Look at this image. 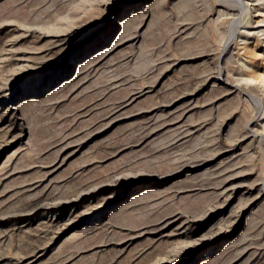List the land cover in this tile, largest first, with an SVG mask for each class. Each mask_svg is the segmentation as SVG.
I'll list each match as a JSON object with an SVG mask.
<instances>
[{
	"label": "rangeland",
	"instance_id": "obj_1",
	"mask_svg": "<svg viewBox=\"0 0 264 264\" xmlns=\"http://www.w3.org/2000/svg\"><path fill=\"white\" fill-rule=\"evenodd\" d=\"M254 1L0 0V264H264Z\"/></svg>",
	"mask_w": 264,
	"mask_h": 264
},
{
	"label": "bare ground",
	"instance_id": "obj_2",
	"mask_svg": "<svg viewBox=\"0 0 264 264\" xmlns=\"http://www.w3.org/2000/svg\"><path fill=\"white\" fill-rule=\"evenodd\" d=\"M115 1H119V0H115ZM123 1V0H122ZM132 1H134V0H125V2L124 3H126V5L128 4V3H131ZM158 1H160V0H155V2H157L158 3ZM220 1V0H219ZM225 1H227V0H225ZM232 1V0H231ZM248 1V0H247ZM256 1V0H255ZM254 1V2H255ZM140 2V1H139ZM221 2H224V0L222 1L221 0ZM237 2V1H236ZM246 2V1H245ZM238 3H239V0H238ZM243 3V1L241 2V4ZM153 5H154V2L152 3ZM156 4V3H155ZM249 4V3H248ZM152 5V6H153ZM243 5H245L244 3H243ZM242 5V6H243ZM250 5V4H249ZM241 6V7H242ZM240 7V8H241ZM244 7V6H243ZM242 7V8H243ZM250 7V6H249ZM142 8V7H141ZM148 8H150V10H152L151 9V7H148ZM245 8V7H244ZM117 9V8H116ZM246 9H247V6H246ZM254 9V8H253ZM141 10V9H140ZM243 10V9H242ZM248 10V9H247ZM257 10H259V9H257ZM256 10V11H257ZM142 11V10H141ZM258 12V11H257ZM141 14V12L139 11V12H134V13H132L131 15H130V18H128L127 20H125V21H123V26H122V32H121V34L119 35V36H123L124 37V34H125V32H127V30L128 29H130V27H132V24H134V20L132 19L134 16H138V15H140ZM223 14V13H222ZM258 16H262V17H264V13H258L257 14ZM145 16V15H144ZM119 17V16H118ZM139 19H141V18H139ZM142 19H143V16H142ZM141 19V20H142ZM251 19V18H250ZM251 21H252V19H251ZM262 21H264V20H259L258 21V23H262ZM258 23H256V24H258ZM140 24V23H139ZM255 24V25H256ZM141 25V24H140ZM139 27V26H138ZM71 33L73 32V30L72 31H70ZM130 32V31H129ZM127 36V33L125 34V37H124V40H125V38H128V37H126ZM85 37H82L80 40H83ZM134 39V38H133ZM100 40V39H99ZM107 40V37H105L104 39H103V41L102 42H104V41H106ZM121 40L122 39H119L118 41L121 43ZM79 42V41H78ZM78 42H76L75 44L76 45H78ZM119 42H117V40H116V43H119ZM123 42V41H122ZM129 42V41H128ZM92 43H95V42H92ZM92 43H90V44H92ZM116 43L114 44L113 43V46L111 47V48H107V49H100V50H98L96 53H98V54H96V55H94V54H92L93 56H91V58L90 59H88V60H84L85 62L82 64V62H79L78 63V65H79V67H78V71H77V75L79 74V72L81 71H84V69L86 68V66H88L89 64L88 63H90V62H93V63H95V61L96 60H98L99 58H101V57H103V56H105L106 54H107V52L109 51V50H111V49H113L114 48V46L116 45ZM75 44H74V46H73V48L74 47H77V46H75ZM72 48V49H73ZM72 49H70V50H72ZM114 50V49H113ZM110 53V52H109ZM89 58V57H88ZM92 64V63H91ZM77 77V76H76ZM78 79V78H77ZM67 80V79H66ZM75 80V79H74ZM81 80V79H80ZM80 80H78V81H80ZM70 82H72V81H69V80H67L65 83H70ZM35 90H38V89H33V91H35ZM153 182H155V181H153ZM152 182V183H153ZM123 185V184H122ZM156 185H159V182L156 184ZM155 192H156V189L155 188H150V187H146L145 189H143V190H141L139 193H136V194H134V195H132L131 197H133L130 201H135V200H137V202H138V200L141 198V196H145V197H149V195L151 196V194H155ZM154 194H153V196H154ZM258 195V194H257ZM144 197V198H145ZM147 197V198H148ZM143 198V197H142ZM141 198V199H142ZM132 204V203H131ZM129 205V204H128ZM128 205H126V204H124L123 206L125 207V206H128ZM130 206V205H129ZM247 224H250V223H247ZM247 229H249L248 227H246ZM230 230H228V231H225V233H227V234H229L230 232H229ZM78 232V231H77ZM77 232H75V233H77ZM79 232H80V230H79ZM218 232V231H217ZM220 232V231H219ZM216 233V232H215ZM212 234V233H211ZM220 234H222V233H218V234H213V235H211V236H209V237H204V236H202L201 238L202 239H200V240H198V241H196L195 242V245H204V243L205 242H207V241H211V240H214L218 235H220ZM210 235V234H209ZM166 262V261H165ZM170 263L171 264H174L175 263V261H170Z\"/></svg>",
	"mask_w": 264,
	"mask_h": 264
}]
</instances>
